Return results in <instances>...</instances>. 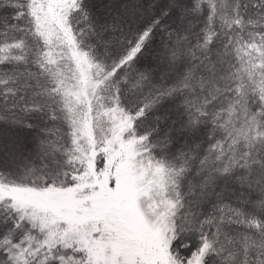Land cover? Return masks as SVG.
<instances>
[{"label":"snow or ice","instance_id":"snow-or-ice-1","mask_svg":"<svg viewBox=\"0 0 264 264\" xmlns=\"http://www.w3.org/2000/svg\"><path fill=\"white\" fill-rule=\"evenodd\" d=\"M0 264H264V0H0Z\"/></svg>","mask_w":264,"mask_h":264}]
</instances>
